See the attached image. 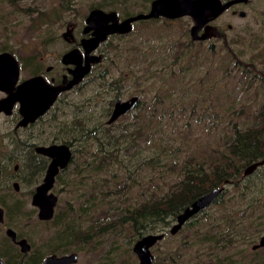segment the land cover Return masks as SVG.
<instances>
[{
    "label": "rangeland",
    "instance_id": "1",
    "mask_svg": "<svg viewBox=\"0 0 264 264\" xmlns=\"http://www.w3.org/2000/svg\"><path fill=\"white\" fill-rule=\"evenodd\" d=\"M150 1L0 0V51L17 58L22 76L52 65L47 76L61 77L63 54L82 47L89 10L124 18L146 12ZM227 7L196 38L189 15L138 18L128 31L98 42L90 71L34 125L16 129L13 117L0 114V243L12 252L6 257L24 261L38 254L41 260L76 251L75 264H86L93 252L110 248L102 264H138L136 239L163 231L151 246V264H264V243L255 246L264 237L262 164L226 181L176 232H170L176 222L170 208L154 221L167 197L185 206L214 167L241 162L232 151L238 135L264 145V0ZM132 95L135 103L108 121L115 99ZM54 138L69 142L73 154L52 188L58 216L41 221L31 196L45 161L30 147ZM6 226L30 242L25 256ZM98 226L107 232L96 234L93 244L73 243Z\"/></svg>",
    "mask_w": 264,
    "mask_h": 264
},
{
    "label": "water",
    "instance_id": "2",
    "mask_svg": "<svg viewBox=\"0 0 264 264\" xmlns=\"http://www.w3.org/2000/svg\"><path fill=\"white\" fill-rule=\"evenodd\" d=\"M244 0H151L150 6L146 12H138L118 20L115 11H105L101 8H92L86 16V25L84 31L91 30V35L81 39V45L84 49V64L81 65L82 53L79 48L73 47L63 54L64 62L78 64L76 70L80 67L78 73L73 75L65 86H51L41 76L29 77L18 84L16 92L12 95L0 99V110H8L15 99L21 102V111L25 114V121L34 119L37 115L45 111L53 102L59 90L77 82L88 69L91 61L97 59V56L90 51L98 42L106 37L107 34L119 31L126 32L130 29L132 21L138 18L164 16L167 18H176L182 15H189L194 23L191 26L193 37L198 36L197 31L201 29L207 21L214 16L219 15L227 6L234 2ZM244 14V10H240ZM80 65V66H79ZM18 62L14 55L9 51H0V88L8 89L18 78ZM137 100V95L122 99L117 97L114 101L113 109L108 121L113 120L121 113L128 110ZM37 150L51 157L43 181L38 184L32 196V203L38 207V216L40 219H50L54 213V207L58 196L51 190L54 185L55 177L60 169L67 166L71 159V149L64 142L51 143L49 145H39ZM264 163V158L248 163L243 173L253 171L258 165ZM223 185L212 187L185 205L183 209L176 214V222L170 227V232L174 233L184 222L192 215L202 210L205 206L215 200L222 191ZM1 213V208H0ZM6 234L16 241L22 251L30 249V243L25 237L16 240V232L12 228L6 230ZM164 232L146 233L133 244V250L140 259V264H151L153 262V253L151 246L162 236ZM264 243V237L255 246ZM78 260L76 251L64 254L51 253L44 257L40 264H75ZM0 264H5L0 258ZM203 264H222L221 261H207Z\"/></svg>",
    "mask_w": 264,
    "mask_h": 264
},
{
    "label": "flooded vegetation",
    "instance_id": "3",
    "mask_svg": "<svg viewBox=\"0 0 264 264\" xmlns=\"http://www.w3.org/2000/svg\"><path fill=\"white\" fill-rule=\"evenodd\" d=\"M244 1H246V0H244ZM244 1H238V2H234V3H232V4H230L227 8H230V7H233L234 5H236L237 3H241V2H244ZM150 3H151V1H150ZM240 10H242V9H239V10H237V9H235V8H233L232 9V13L233 14H235V13H238V14H240L239 12H240ZM117 14V13H116ZM241 16H243V15H245V11H244V14H240ZM127 17V16H126ZM216 17H218V15L217 16H215V18ZM117 18H118V16H117ZM122 18H118V20H121ZM133 22V21H132ZM87 24V23H86ZM228 26H231V24L229 23L228 24ZM202 29V28H201ZM200 30V29H199ZM198 30V31H199ZM197 31V32H198ZM83 32H84V34H85V37H88V36H90L91 35V30H88V31H84L83 30ZM113 33V32H112ZM107 36V35H106ZM82 39V38H81ZM82 46V45H81ZM80 49V51H81V53H82V60H81V65L82 64H84V58H85V53H84V49H83V47H81V48H79ZM92 51L93 50H91L90 51V53L92 54ZM16 58V57H15ZM17 59V58H16ZM98 60V59H97ZM96 60V61H97ZM61 61H62V64H63V66H64V71L65 72H62V74H61V77H59V76H57V75H50V76H47V72L48 71H50L51 69H52V65H48V66H46V68H45V70H46V73L44 72V71H42V69H36L35 71H33V72H31L30 74H28L27 76H22V67H21V65L19 64V62H18V60H17V62H18V68H19V74H18V78H17V80L15 81V83L12 85V86H10V88H8V89H2V88H0V99H3V98H5V97H8V96H10V95H12L14 92H16V90H17V86H18V84L19 83H21L22 81H24L25 79H27V78H29V77H33V76H36V75H39V76H41L49 85H51V86H65V85H67V83H68V81L71 79V78H73V75L74 74H76V73H78V71L80 70V67L76 70V66L78 65V64H76V63H71V62H69V63H67V62H64L63 60H62V58H61ZM96 61H94V62H96ZM94 62H90V66H89V70L87 71V73L90 71V67H91V64L92 63H94ZM80 66V65H79ZM87 73H85L84 75H82L81 76V78L77 81V82H75V83H73V84H71V85H69V86H67V87H65V88H63V89H61V90H59L58 91V93L56 94V96H55V98H54V100H53V102L49 105V107L45 110V111H43L41 114H39V115H37L34 119H32V120H29V121H25V114H23L22 113V111H21V102L18 100V99H15L14 100V102L10 105V108L8 109V110H5V109H2V110H0V114H5V115H7V116H11V117H13V119L16 121L15 122V128L16 129H25V128H27L28 126H32V125H34L42 116H44L45 114H47L48 112H49V110H50V108H51V106L54 104V102L56 101V99L58 98V96L61 94V93H63V92H65L66 90H68V89H70L71 87H73L74 85H76V84H78V83H80L81 81H82V79L84 78V76L87 74ZM122 98V97H121ZM122 99H124V98H122ZM60 142H64V143H66V144H68L69 145V147H71V144L69 143V142H66V141H58L56 138H54V139H50V140H46V141H40V142H32L31 144V147H30V152H33L36 156H38V158H40V159H43L44 161H45V163H44V165H43V167H42V171H44V173H43V175L39 178V180L35 183L36 185H35V187H34V191H35V188H36V186L38 185V184H40L42 181H43V178H44V174H45V172H46V169H47V167H48V164L50 163V161H51V157L49 156V155H47V154H45V153H43V152H40V151H38L37 150V147L39 146V145H49V144H51V143H60ZM71 149V152H72V154H73V150H72V147L70 148ZM71 159H72V155H71ZM71 159H70V161H71ZM70 161H69V163H70ZM69 163L67 164V166L69 165ZM67 166L65 167V168H63V169H60L59 170V172H58V174L61 172V171H63L64 169H66L67 168ZM20 168V166H19V163H17V162H15L14 163V169H15V171L16 170H18ZM57 174V175H58ZM57 175H56V177H55V180H56V178H57ZM12 184L14 185V187H15V189H19V183H18V181L17 180H14L13 182H12ZM54 184H55V181H54ZM223 185V184H222ZM54 186V185H53ZM53 186H52V188H53ZM221 186V185H220ZM52 188H51V190H52ZM34 191H33V193H34ZM33 193H32V196H33ZM32 196H31V203H32ZM190 203V202H189ZM188 204V203H187ZM186 204V205H187ZM32 205H34V206H36L35 204H33L32 203ZM56 206V205H55ZM37 207V206H36ZM0 208H1V213H0V222H4V219H5V212H4V207H3V205H1L0 204ZM55 216V207H54V213H53V216H52V218ZM37 217L39 218V216H38V207H37ZM40 219V218H39ZM51 219V218H50ZM41 221H43V220H49V219H40ZM8 228H12L11 226H6L5 227V234H6V230L8 229ZM13 229V228H12ZM15 230V229H14ZM15 232H16V240H18V239H20V238H22V237H24V236H21L16 230H15ZM163 232V231H162ZM6 236L10 239V241L15 245V247L17 248H19V252H20V256H25V254L30 250H27V251H22L21 250V248H20V245L16 242V241H14V240H12L11 239V237L10 236H8L7 234H6ZM27 239V238H26ZM30 243V242H29ZM2 244L0 243V258L3 260V262L5 263V264H9V261H13V262H16V261H19V260H22L23 261V259L20 257V258H16L15 256H12V257H6V256H9V255H11L12 254V252L10 251V250H8V248L7 247H5V246H2ZM30 247H31V244H30ZM133 248V247H132ZM134 251V250H133ZM152 252V251H151ZM17 254V253H16ZM136 254V253H135ZM137 255V254H136ZM6 257V258H5ZM11 258V259H10ZM137 258H138V264H140V259H139V257L137 256ZM44 259V258H43ZM43 259H41L40 261L42 262V260ZM40 262V263H41ZM39 263V264H40Z\"/></svg>",
    "mask_w": 264,
    "mask_h": 264
},
{
    "label": "trees",
    "instance_id": "4",
    "mask_svg": "<svg viewBox=\"0 0 264 264\" xmlns=\"http://www.w3.org/2000/svg\"><path fill=\"white\" fill-rule=\"evenodd\" d=\"M249 138L250 137L247 136V134H241L235 138L232 151L235 154H239L240 158H242L241 162L237 160H227L226 162L221 163L220 165L218 164L216 167H214L210 172L206 174L204 181L199 184V191L197 195L203 193L204 191L212 187L220 186L224 184L226 181H232L237 179L243 171L242 168L243 165L264 158V145H260L256 139H251L252 141H248ZM260 167H264V163L261 166H259V168ZM103 180H106V178H103ZM94 183L99 184L100 182L95 180ZM164 204L165 205L163 206V208L160 209V211L157 212V214L154 216V221H158V220L161 221V218L165 217L163 213L167 215L166 212L168 210H166V207L167 209L170 208L169 210L174 214L175 213L177 214L178 211L184 207L183 202L175 203V201H172V197H167ZM57 216L58 215H56L55 217ZM104 227L105 226H98L94 228L92 231L87 230L75 235L73 238V243L77 241H81L84 243L92 242L93 244L94 240H92V238L94 239V236L96 234L107 232ZM91 248L94 249V247ZM57 251L58 249L57 250L53 249L51 252H57ZM109 251L110 248L105 249L103 253H101L100 255L97 252H93L94 253L93 258L88 260V263L86 264H102L101 263L102 260L108 258ZM39 257L40 256L37 254V257L34 260H24V261L19 260L16 262L9 261V264H39L40 263Z\"/></svg>",
    "mask_w": 264,
    "mask_h": 264
}]
</instances>
